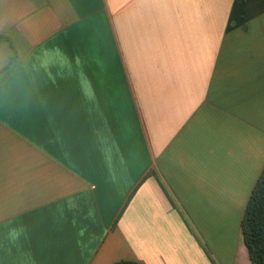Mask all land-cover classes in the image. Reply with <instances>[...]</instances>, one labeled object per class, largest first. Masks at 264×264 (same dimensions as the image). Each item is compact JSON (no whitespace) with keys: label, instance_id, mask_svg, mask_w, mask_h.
<instances>
[{"label":"crops","instance_id":"obj_1","mask_svg":"<svg viewBox=\"0 0 264 264\" xmlns=\"http://www.w3.org/2000/svg\"><path fill=\"white\" fill-rule=\"evenodd\" d=\"M264 0H0V264H250Z\"/></svg>","mask_w":264,"mask_h":264},{"label":"trees","instance_id":"obj_2","mask_svg":"<svg viewBox=\"0 0 264 264\" xmlns=\"http://www.w3.org/2000/svg\"><path fill=\"white\" fill-rule=\"evenodd\" d=\"M240 233L250 264H264V170L261 171L251 191ZM113 264H139L122 260Z\"/></svg>","mask_w":264,"mask_h":264}]
</instances>
